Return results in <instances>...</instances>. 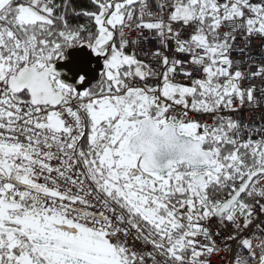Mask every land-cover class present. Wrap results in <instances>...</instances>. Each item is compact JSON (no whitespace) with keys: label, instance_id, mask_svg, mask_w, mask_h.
Masks as SVG:
<instances>
[{"label":"snow or ice","instance_id":"obj_1","mask_svg":"<svg viewBox=\"0 0 264 264\" xmlns=\"http://www.w3.org/2000/svg\"><path fill=\"white\" fill-rule=\"evenodd\" d=\"M0 264H264V0H0Z\"/></svg>","mask_w":264,"mask_h":264},{"label":"trees","instance_id":"obj_2","mask_svg":"<svg viewBox=\"0 0 264 264\" xmlns=\"http://www.w3.org/2000/svg\"><path fill=\"white\" fill-rule=\"evenodd\" d=\"M78 3L81 4L82 6H87V0H78Z\"/></svg>","mask_w":264,"mask_h":264}]
</instances>
